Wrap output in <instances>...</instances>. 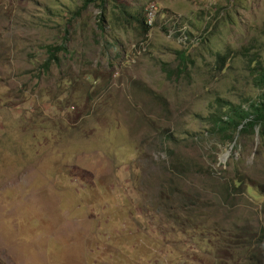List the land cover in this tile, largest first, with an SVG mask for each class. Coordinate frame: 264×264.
I'll use <instances>...</instances> for the list:
<instances>
[{
    "label": "rangeland",
    "instance_id": "374dc122",
    "mask_svg": "<svg viewBox=\"0 0 264 264\" xmlns=\"http://www.w3.org/2000/svg\"><path fill=\"white\" fill-rule=\"evenodd\" d=\"M84 1L0 0V264H264V0Z\"/></svg>",
    "mask_w": 264,
    "mask_h": 264
},
{
    "label": "trees",
    "instance_id": "16d2710c",
    "mask_svg": "<svg viewBox=\"0 0 264 264\" xmlns=\"http://www.w3.org/2000/svg\"><path fill=\"white\" fill-rule=\"evenodd\" d=\"M107 3L108 0H85L81 9H85L89 5H98L102 9L100 19L103 21L105 17V5ZM144 27L146 32L151 29L146 24V20L144 21ZM64 49L63 46H48L47 53L49 55V62H56L58 60V53ZM179 57H181L182 60H185L184 51L179 53ZM220 60L222 61V64H225V57H220ZM249 64L251 65L250 67L254 74L253 81L255 82L256 87L261 90L259 99L251 102L249 108H245L242 105L230 104L228 102L223 103V101L221 102V100H219L221 105L218 110L221 112L216 111L215 114L210 116V121L213 124L212 133L217 136L219 135L226 143H234L236 141V134L238 133L248 134L257 131L259 136L264 137V63L261 59L251 58ZM235 148H237V146H235ZM235 159V155H232L231 160L234 161ZM234 185L235 187H238L240 183L238 182ZM251 255L256 261L254 264H259V251L252 252L251 250Z\"/></svg>",
    "mask_w": 264,
    "mask_h": 264
},
{
    "label": "built area",
    "instance_id": "2783aa9c",
    "mask_svg": "<svg viewBox=\"0 0 264 264\" xmlns=\"http://www.w3.org/2000/svg\"><path fill=\"white\" fill-rule=\"evenodd\" d=\"M157 14V9L155 6H151L150 8L147 9V14H146V24L148 26H154V21L156 18Z\"/></svg>",
    "mask_w": 264,
    "mask_h": 264
},
{
    "label": "water",
    "instance_id": "95a60500",
    "mask_svg": "<svg viewBox=\"0 0 264 264\" xmlns=\"http://www.w3.org/2000/svg\"><path fill=\"white\" fill-rule=\"evenodd\" d=\"M230 150L222 157V161L227 160V158L230 156Z\"/></svg>",
    "mask_w": 264,
    "mask_h": 264
}]
</instances>
